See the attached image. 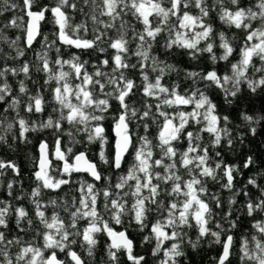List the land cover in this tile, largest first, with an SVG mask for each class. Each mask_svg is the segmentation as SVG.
<instances>
[{
  "label": "snow or ice",
  "instance_id": "obj_1",
  "mask_svg": "<svg viewBox=\"0 0 264 264\" xmlns=\"http://www.w3.org/2000/svg\"><path fill=\"white\" fill-rule=\"evenodd\" d=\"M18 7L14 0H0V17L14 13L0 24V43L10 49H0V105L6 106L0 146L14 150L16 143L31 142L30 133L47 130L56 139L54 148L47 141L39 143L30 192L15 193L21 169L15 161L0 159V178L9 171L13 175L4 180L11 199H0V264H88L73 246L95 259L100 235L107 237L103 264H122L121 256L128 264H146L145 256L134 251L129 228L147 233L141 243L152 245L155 264H180L185 245L195 251L204 242L221 248L213 264H232L234 252L239 264H264V184L250 176L237 187V174L242 173L237 165L225 163L218 149L224 144L232 149L236 139L243 144V135L233 137L229 117L220 115L206 91L219 90L230 105L243 85L251 93L264 88V0H55L54 5L23 0V15H16ZM48 13L54 25L51 39L42 32ZM213 14L241 34L235 62L230 59L237 52L233 40L216 31ZM9 29L23 35L10 39L5 34ZM40 36L43 42L36 51ZM157 45L169 54L181 50L192 61L207 54L212 68L181 70L155 54ZM64 49L77 51L64 58ZM29 50L35 61L20 62ZM84 52L99 53L91 71L90 62L81 59ZM9 60L16 63L9 65ZM219 62L226 63L223 74L216 68ZM33 71L43 75L35 92L28 83H38ZM181 72L191 82L183 91L180 83L165 82L166 76ZM132 73L139 75V84L130 78ZM9 77L16 79L15 87ZM138 94L144 98L140 107L130 102ZM49 104L46 118L32 119L42 117ZM109 116L115 140L106 153L103 122ZM240 116L255 136V125L264 117ZM134 123L143 128L142 135L133 131ZM152 125L157 128L154 136ZM64 136L69 138L66 148ZM85 142L99 144V162L109 174L85 151L73 150ZM185 142L183 149L177 147ZM253 163L248 156L243 168ZM209 182L230 194L227 210ZM65 186L69 192L63 197L45 198ZM249 186L257 190L255 197ZM241 196L247 198L241 212L250 231L237 246L233 230L245 221L233 218V206ZM25 199L31 211L14 203Z\"/></svg>",
  "mask_w": 264,
  "mask_h": 264
},
{
  "label": "trees",
  "instance_id": "obj_2",
  "mask_svg": "<svg viewBox=\"0 0 264 264\" xmlns=\"http://www.w3.org/2000/svg\"><path fill=\"white\" fill-rule=\"evenodd\" d=\"M15 3H17L20 7H18L15 10L16 15H23L21 12V7L23 5V0H14ZM209 3L212 2V0H208ZM40 3L46 4V5H54L55 0H40ZM245 3H247V0H245ZM14 13L13 12H5L3 17H0V24L3 22H6L7 19H10ZM49 17V22H42V32L44 36H48L50 39L53 38L52 34L54 31V25L50 22L51 15L50 13L47 14ZM76 21L78 22L81 17L79 13L75 14ZM26 19V17H25ZM211 22L214 25V28L217 32L224 31L226 36L233 40V44L237 50L236 53L230 58L232 62H235L238 59V50L241 44L243 43L241 34L237 32L235 29H228L224 25H222L215 17V14L212 16ZM139 27V26H137ZM10 39H15L16 35H23L21 32L15 29H9L5 33ZM164 37L162 36L160 38V44L163 43ZM43 42V36L38 37L37 42L34 43V49L36 51H40L41 49V43ZM218 43V41H217ZM21 44L23 46V41H21ZM0 49H3L5 53L10 52V49H8L6 44L0 43ZM75 49H64V58H68L69 55L73 52H76ZM217 54H219L220 50L216 49ZM155 54L159 56L160 59L166 60L168 63L175 64L179 69L184 70H209L212 68L211 63L208 60V55L204 54L199 60L192 61L189 60L187 55H185L181 50L173 49L172 54L166 53L159 45L155 48ZM14 55V53H12ZM82 60H88L89 63V70L91 71V64L97 62V56L99 53H92V52H84L80 53ZM50 56L54 57L55 52L50 53ZM134 59V58H133ZM35 61V55L34 52L29 50L26 52L25 57L21 58L20 62L23 61ZM14 63L11 60L8 61L9 65H14ZM258 63V62H257ZM3 64V61H0V65ZM217 70L223 74L225 73L226 69V63L225 62H219L216 65ZM130 78L136 79L137 83L139 84V75L137 73L130 74ZM33 80H36L38 83L33 84L31 81H29V87L30 89L35 92L37 87L40 84H43V75L37 74L35 71H33ZM10 83L15 87L16 86V79L9 77ZM165 82H176L181 84V90L183 91L187 86L191 84L190 81H184L183 80V72L179 76L177 74L172 73L165 77ZM199 87L203 88V84L198 85ZM207 94L210 96V98L213 100L214 103L218 105V112L221 116L227 115L230 120V124L228 127L232 131V135L234 138L238 137L239 135H243V144L239 142V139L235 140L234 146L232 149H229L226 144H224L221 148L218 150L222 153V157L225 163L227 164H233L237 165L239 172L242 174H237L236 181H237V187H242L247 179L250 176H255L257 178L258 183L264 184V119H260L259 124L255 125L257 132L256 135L253 136L251 132L248 129V126L245 124V122L241 119L240 114L241 113H247L250 116H253L255 118L264 117V88L258 89L256 93H251L246 85L242 86L241 92L239 93L238 97L233 100L232 104H226L223 100L222 94L217 89H208L206 90ZM46 99H50L47 93H45ZM144 98L140 96L139 94L137 96H133L131 98L130 102L134 103V106L140 107V102ZM5 105H0V120L3 119L4 115V108ZM52 105L49 104L47 106V111L44 113L42 117L33 116L32 119H41L46 118L47 114L51 112ZM103 125L105 127L106 136L108 138L109 144L106 146V153L111 152V145L113 144V136H112V118L109 116L104 122ZM67 128V125H65ZM133 131H139V133L143 134V128L137 129L136 124L134 123L132 125ZM191 130V129H189ZM16 131V129H14ZM157 132V128L155 125H152L150 128V133L154 136ZM204 140L203 143L208 142V136L207 134H203ZM79 138V137H78ZM30 143L23 144V143H16L14 145V150H9L7 147L0 146V159L5 160H12L15 161V163L20 167L21 169V176L19 180L15 184V193L17 195H20L21 192H30L31 187L34 186V180L31 177V173L33 171V160L34 158H38V148L40 141L44 140L47 141L50 146L54 148V141L56 139L55 135L51 130H47L44 132H38V133H30L29 134ZM9 142H11V138L9 137ZM63 143L65 148L69 144V138L67 136L63 137ZM185 143L178 144L177 147L183 149L185 147ZM73 150L75 152L79 151H85L88 158L92 160L93 162L100 165L99 162V144H87L86 142L83 144H76L73 146ZM251 156L253 158L254 163L248 168H243V162L248 157ZM130 159V157H129ZM58 163V162H56ZM127 165H125V168ZM100 170L102 172H105V174H109L106 170V166L100 165ZM12 180L13 175L9 171L7 176L5 178H0V199H11L7 195V189L6 185L4 184V180ZM74 187V185L72 186ZM209 188L210 191L216 192L220 194L225 201V210H227V199L230 195L227 192H221L219 189V185L213 184L212 182H209ZM249 190L253 193V196L255 197L257 195V190L249 186ZM69 192V186H65L59 193L54 192H48L45 194V198L48 197H56L60 196L63 197L65 193ZM71 194L69 193V196ZM78 195V193H77ZM247 199L246 197H238V200L240 203H237L233 206V218L240 216L242 220L245 222L241 225L239 229L233 230V234L237 241V246L239 243V239L242 235H244L246 232L250 231V224L247 222L248 218L244 216L241 212V205L242 202ZM14 203H20L23 204L25 207L31 211V206L28 205L27 199L15 202ZM214 207V205H213ZM59 211V210H58ZM217 212L219 210H216ZM52 212L51 209L48 210V214L50 215ZM61 215H65L61 211ZM107 219V217H105ZM114 228H116L119 231L125 230L124 227L113 225ZM147 234L145 233H139L135 231L134 229L129 228L128 229V235L129 238H131L134 242V251L138 255H144L146 259V264H155V258L151 255V244H143L141 243L143 235ZM190 235L195 238V232L190 233ZM100 243L97 246L96 249V255L95 259H89L85 252L81 250L79 245H74L73 250L77 251L87 262L88 264H103V261H105L107 258L104 254V246L105 242L107 240V237L104 235H100L99 237ZM221 248L219 245H211L207 242H204L201 244L199 248H197L195 251L191 249V247L185 245V252L186 257H182L180 259V264H185V261H187V264H213V258L218 255ZM64 254H60V259H64ZM122 264H128V261L125 256H121ZM232 264H239L238 257L236 256L235 252L232 257Z\"/></svg>",
  "mask_w": 264,
  "mask_h": 264
},
{
  "label": "water",
  "instance_id": "obj_3",
  "mask_svg": "<svg viewBox=\"0 0 264 264\" xmlns=\"http://www.w3.org/2000/svg\"><path fill=\"white\" fill-rule=\"evenodd\" d=\"M112 136H113V139L115 140V136H114V132L113 131H112ZM113 144H114V141H113ZM38 156H39V148H38Z\"/></svg>",
  "mask_w": 264,
  "mask_h": 264
}]
</instances>
